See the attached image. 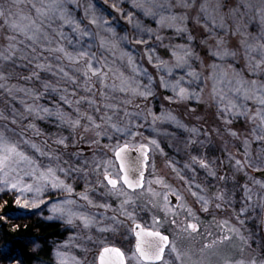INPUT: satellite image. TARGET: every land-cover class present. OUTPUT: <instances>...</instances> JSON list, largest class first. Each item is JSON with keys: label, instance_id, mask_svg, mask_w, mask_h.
<instances>
[{"label": "rangeland", "instance_id": "1", "mask_svg": "<svg viewBox=\"0 0 264 264\" xmlns=\"http://www.w3.org/2000/svg\"><path fill=\"white\" fill-rule=\"evenodd\" d=\"M0 12V76L4 77L0 79V133L18 143L39 168L33 173L27 165L13 164L14 170L0 172V181L9 182L7 187L0 182L5 189L0 196L13 200L16 217L26 215L66 228L67 234L52 251L55 264H94L88 255L91 249L115 240L122 241L128 264H136L124 245L126 232L119 219L124 210L113 204L122 194L102 187V180L92 176L93 171L103 175L107 169L115 177L118 167L113 148L117 145L145 144L151 166L163 159L164 172L167 162H177L175 171L190 193L196 194L192 197H203V210L207 200L205 213H211V198L192 156H206L214 168L219 167L216 159L222 155L224 162H232L240 180L244 173L253 174L264 166V104L260 102L264 65L255 67L264 53V0H0ZM93 15L96 23L91 22ZM76 26L91 35H81L74 30ZM109 27L115 35L106 30ZM42 35L49 43H44ZM101 38L108 41L106 47H100ZM138 39L144 42L137 43ZM40 41L43 44L37 48ZM60 47L73 54L87 50L105 62L101 70L107 74L106 83L102 86L96 77L86 85L82 72L74 70L84 62L73 64L64 53L50 51ZM178 57L186 63H179ZM38 64L46 67L38 68ZM145 92L150 94L141 95ZM44 108L51 114L44 113ZM205 117L209 120L206 128L201 126ZM76 120L79 124L73 128L71 122ZM43 125L46 132H41ZM76 133L81 135V146L74 145ZM60 137L66 138L67 147L55 143ZM24 139L52 155H41L25 145ZM190 140L204 141L205 146L186 147ZM49 167L54 175L41 178ZM223 176L227 181L217 180L222 183L218 194L223 193L230 206L238 205L240 227L245 229L238 237L254 239L257 247L264 184L254 174L248 186H237L228 175ZM59 181L70 186L71 192L53 186ZM11 183L21 188L31 185L32 190L11 189ZM152 184L143 188L153 191L150 201L158 194ZM82 193L87 199L81 198ZM54 206L56 212L50 210ZM128 218L151 224L150 216L133 208ZM236 242L231 241L226 252L212 251L207 260L217 264L233 256Z\"/></svg>", "mask_w": 264, "mask_h": 264}, {"label": "flooded vegetation", "instance_id": "2", "mask_svg": "<svg viewBox=\"0 0 264 264\" xmlns=\"http://www.w3.org/2000/svg\"><path fill=\"white\" fill-rule=\"evenodd\" d=\"M130 148L133 149L134 147L130 146ZM149 153H147L148 165L144 173L143 188L151 181L153 183L152 185H155L154 192L158 193L155 196V200L150 201V196L153 193L152 190L145 191L142 188L130 191L122 184V181H119V183L121 182V187H123L124 194L120 196L119 202L113 203L117 204L122 211L124 210L123 216L119 218L123 223L122 225L124 226L126 232L124 234V240L126 239L124 241V245L129 247L131 256L135 259L136 264H161V261L145 262L142 259L139 261L137 260L136 257L138 256V253L135 248V237H137V233L140 232L141 229L150 232H159L161 235L169 238V243L165 248V254L163 256L164 264H176V261L180 264L179 261H182L183 259L186 261V263L183 262V264H216L213 261H208L207 256L209 257L217 251L226 252L231 247V241H237L236 252H234L235 254L231 257L220 259L219 262L217 261V264H264V234L262 224L264 199H262V205L259 210L260 222L258 232L260 234V241H258L259 246L256 244L257 247H255L254 239L250 240L247 237L244 239L243 237H238L239 233L245 231L244 227H240L237 212L238 205L235 207V203L230 206L227 202H225V200H218L216 198L220 190H222V183L217 181L219 180L218 177L228 175L233 179L231 181H233L237 186L238 183L248 186V182L250 181L249 179L254 177L253 174L246 172L240 180L239 173L234 171L235 169L232 162L230 160L224 162L222 155L221 160L216 159V161H220L219 167L215 166L213 168L216 172L215 177L210 176L207 170L198 164L200 171L195 169V172H200V178L204 183L203 186L208 187L207 193L209 194V198H211L208 206L211 213H209V211L205 213V210L202 209V203H200L203 201L197 196L192 197L193 193H190L187 189L186 184H184V178L180 177L176 173L177 171L175 170L179 169L176 165L177 162L176 164H174L175 162H167L166 172H164L161 167V164L163 166L165 165L163 164L164 160L162 159L161 164L151 166ZM117 167L119 171V166ZM99 172H92L93 179L98 181L102 180L101 186L107 187L111 190V186L108 185L107 181L104 179V174L102 175ZM119 174L122 176V173ZM197 177L198 174L195 173L194 180ZM262 183L264 184V181H262ZM97 193H101L99 188ZM143 193H147L148 195L142 196ZM164 194L166 195L164 196ZM178 196L180 199H178ZM165 197H167V201L165 200ZM124 201H127V203H124ZM218 204L220 207H217ZM129 208H133L140 214L145 212V214L150 216V226L143 225L137 219L130 220V217L128 218ZM154 209L156 210V213L153 212ZM189 209L193 215L189 214ZM187 224H195L196 230H186ZM137 225H140V228H137ZM93 243L96 244V242ZM122 244V241L121 243L116 240L114 242L111 241L91 249V252L88 255L94 264H98V255L101 249L115 248L119 250L124 264H128L126 253L120 246ZM170 247L172 249L175 248V251L169 250ZM212 251L214 252L211 253Z\"/></svg>", "mask_w": 264, "mask_h": 264}, {"label": "snow or ice", "instance_id": "3", "mask_svg": "<svg viewBox=\"0 0 264 264\" xmlns=\"http://www.w3.org/2000/svg\"><path fill=\"white\" fill-rule=\"evenodd\" d=\"M114 8H118V4H113ZM3 13L0 12V15H2ZM97 17L95 15L92 16V23H96ZM66 22H71V21H66ZM106 22V21H105ZM13 27H16L15 25H13ZM75 31H78L81 33V35H91L90 32H86V31H81L79 29L78 26H76L74 28ZM109 32H112L113 35H115V31L113 28L109 27L106 29ZM159 38V37H158ZM137 43H143L144 41L142 39H138L136 41ZM108 45V41L104 40L103 38H101L100 40V47H106ZM112 47H115V43H112ZM264 47V46H261ZM50 51H58V52H62L64 53V55L67 57V59H69L70 61L73 62V64H79L81 61L84 62V67L82 69H77V71H81L83 76H84V83L87 85L89 83V81L92 80V77H98L99 78V82L101 83V85H104V79L106 78V73H103L101 71V68H103L105 66V62H100L97 61V58L95 55H90L89 52L87 50H81L76 52L75 54L73 53H69L67 52L64 48L60 47L57 49H50ZM185 55H188V53H185ZM94 61H96L97 63L100 64L99 67L96 66V64H94ZM178 62L179 63H186V61L183 59V57H178ZM261 65H264V53L261 54V60L258 64L255 65L256 68H260ZM38 68L44 69L46 66L43 64H38L37 65ZM50 67V66H49ZM264 70V69H262ZM61 71L63 72V69L61 68ZM169 71H171V69H169ZM91 74V75H89ZM190 76L195 77L196 73L194 72H189L188 73ZM64 76L68 77L69 79H71V77L68 76L67 72H64ZM0 79H4V77L0 76ZM3 85H0V87H2ZM48 85H45V88H47ZM89 90V89H86ZM150 93H141V95H148ZM180 95L181 98H183L185 96V90L183 88L180 89ZM262 104H264V99H262L260 101ZM29 111H31L32 109H28ZM44 113L47 114H51L50 110L47 108L43 109ZM58 117L60 119H63V115L60 113H57ZM170 119H174L173 117H168ZM89 121H92V117H88ZM110 119V118H109ZM153 119H157L156 117H153ZM13 123H15V120L13 121ZM73 128H75L78 124H79V120L73 121L71 122ZM93 126L94 127H99V125H96L94 121H92ZM29 128H35L34 125L29 124L28 125ZM113 127L115 128L116 126L113 125ZM87 131V128L85 129ZM117 131H123L122 129L117 128ZM193 132H195V129H192ZM233 136H235L236 134L233 132L231 133ZM99 135V133H98ZM134 135V133H133ZM66 138L65 137H60L59 139H57L55 141V143L57 144H64L65 147H67V144L65 143ZM23 143L25 145H28L29 147H31L32 149H35L37 152H40L41 155H48L51 156L52 154L49 153H44L35 143L31 142L28 139H24ZM151 144H155V141H150ZM209 144L211 142H208ZM199 146V147H204L205 146V142L204 141H194V140H190L188 142V144L186 145V147L188 146ZM130 148V144L129 143H125L123 145V147L117 145L113 148L116 160L120 162V168L118 173L115 175V177H113L112 174H110L107 169H105V174H104V179L107 181V184L111 186V190L113 191L114 194H124L122 187L118 188L117 185L119 183V181H123V185H126L129 189H137L140 188L142 189L144 186V171L143 168L141 167V165H143V167H147L148 165V155H147V151L144 150L145 146L144 145H140V149L141 151V156H142V160L138 157L135 165L136 168L135 170L138 172V176L130 178L129 176V165H128V158L126 155V150H128ZM209 151H211V148H209ZM247 155V153H246ZM231 158V157H230ZM192 162L193 163H198L202 168L206 169L208 174L210 176L215 177L216 176V172L213 170V168L211 167V161H209L207 159L206 156L201 157L199 155L196 156H192ZM27 165L28 167H30L32 169V172L35 173L36 171H39V168L36 166V162L29 156L25 155V153L23 151L20 150L19 148V144L18 143H13L12 141H10L7 137L4 136V134L0 133V172H3L6 168L10 169V170H14L11 168V165ZM236 165L240 166L241 165V161L236 160ZM185 167H190V165H185ZM239 170V167L238 169ZM119 173H123V175L121 176ZM5 175H7V173H5ZM41 178H46L47 176L50 175H54V170L52 168H48L46 172H42L41 174ZM218 179L220 181H227V177L225 176H220L218 177ZM2 182L6 187L8 186L9 182L7 180H3L0 181ZM54 187H59V186H63L65 188L66 191L71 192V187L67 186V185H63L62 181L56 182L53 184ZM197 187H199V185H197ZM11 189H16L18 191H31L32 190V186L31 185H27L23 188L18 186V183H11L10 185ZM5 189L4 188H0V192H3ZM37 192L41 191L40 187L36 188ZM193 195H196L195 193H193ZM81 198L82 199H87V195L86 194H81ZM218 200H222L223 197V193H220L217 195L216 197ZM178 199H180V197L178 196ZM199 199H203V197H199ZM165 200L167 201V197H165ZM16 203L18 205H20L21 201L20 198H17ZM69 203H71V201H69ZM124 203H127V201H124ZM207 200L204 201V210L207 211ZM25 205H28V202L25 201ZM32 207L36 206V202L33 201L31 203ZM104 207H107V205H104ZM217 207H220V205L218 204ZM52 212H56L58 209L54 206L52 209H50ZM189 214L193 215L191 213V210L189 209ZM49 219H52V217H49ZM69 223H71V221H68ZM86 226H87V221L85 222ZM137 228H140V225H137ZM187 229H192L193 231L196 230V225L195 224H187L186 225V230ZM141 232H143V229H141ZM141 232L137 233V245H136V252L138 253V256L136 257L137 260L139 261L140 259H144V260H149V261H161V264H164L163 261V256L165 254V248L169 243V238L167 236H163L161 235L159 232H150L148 233L149 236L155 237L156 238V243L154 245V247H149V249L145 250L144 248L141 247V243H140V235ZM227 238V237H226ZM173 251H175V248L172 249ZM105 252H115L118 256H120V252L118 249H108L105 248L104 249ZM122 259V257H121Z\"/></svg>", "mask_w": 264, "mask_h": 264}, {"label": "trees", "instance_id": "4", "mask_svg": "<svg viewBox=\"0 0 264 264\" xmlns=\"http://www.w3.org/2000/svg\"><path fill=\"white\" fill-rule=\"evenodd\" d=\"M42 38L44 43H49L47 42L48 37L42 35ZM36 44L35 46L40 48L43 43L40 41ZM38 51L36 50L37 54ZM106 80L107 77L104 79V84ZM204 120L201 126L205 127L208 124L206 121L209 120L206 117ZM47 129L43 125L41 132H46ZM75 135H77V142L74 145L81 146V135L76 133L73 136ZM13 206L11 198L0 196V264H13L14 262H19V264H55L52 259V251L67 234L66 228L57 224H48L26 215L21 218L16 217Z\"/></svg>", "mask_w": 264, "mask_h": 264}, {"label": "water", "instance_id": "5", "mask_svg": "<svg viewBox=\"0 0 264 264\" xmlns=\"http://www.w3.org/2000/svg\"><path fill=\"white\" fill-rule=\"evenodd\" d=\"M144 146H145L144 150H146L147 153H149V148L146 145H144ZM121 147H123V145ZM141 151L142 150L140 149V145L133 148V149L129 148L128 150H126V155L128 158L127 162L129 165V176H130V178L138 176V172L135 170V168H136L135 162H136L138 157L141 160L143 159L141 156ZM114 157H115V154H114ZM115 160H116V157H115ZM116 162L118 164L117 166H119V168H120V162L117 160H116ZM141 167L143 168V171L145 173L146 167H143V165H141ZM122 175H123V173H122ZM255 176L264 181V168H262V170L256 172ZM122 183H123V181H122ZM126 188L130 191L140 189V188L129 189L127 186H126ZM263 226H264V212H263ZM148 233H150V231L143 230V232H141V235H140L141 247L144 248L145 250L149 249V247H154V245L156 243V238L149 236ZM135 238H136V244H135V246H136L138 237H135ZM104 249H101V251L98 255V264H124L123 259H121V257H122L121 255L118 256L115 252H111V251L105 252ZM108 249H113V248H108ZM142 260H144V259H142ZM144 261L145 262H153V261H149V260H144Z\"/></svg>", "mask_w": 264, "mask_h": 264}, {"label": "bare ground", "instance_id": "6", "mask_svg": "<svg viewBox=\"0 0 264 264\" xmlns=\"http://www.w3.org/2000/svg\"><path fill=\"white\" fill-rule=\"evenodd\" d=\"M80 64H81L80 67H76L77 65L74 67V70H75L76 72H79V71H77V69H82V68H83V64H82V63H80ZM80 72H81V71H80Z\"/></svg>", "mask_w": 264, "mask_h": 264}]
</instances>
